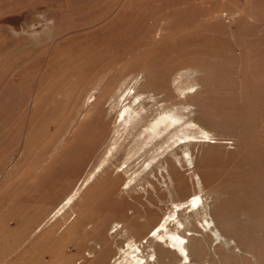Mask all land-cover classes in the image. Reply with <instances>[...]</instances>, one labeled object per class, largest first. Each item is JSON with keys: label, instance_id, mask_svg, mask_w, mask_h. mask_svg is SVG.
<instances>
[{"label": "rangeland", "instance_id": "1", "mask_svg": "<svg viewBox=\"0 0 264 264\" xmlns=\"http://www.w3.org/2000/svg\"><path fill=\"white\" fill-rule=\"evenodd\" d=\"M191 67L196 115L222 137L196 147L204 181H188L187 194L214 193L222 234L200 239L197 258L264 264V0H0V264H92L115 221L149 230L177 194L160 184L151 202L143 184L125 189L120 160L64 218L50 213L101 162L115 121L101 104L122 79ZM98 84L100 109L84 121Z\"/></svg>", "mask_w": 264, "mask_h": 264}, {"label": "bare ground", "instance_id": "2", "mask_svg": "<svg viewBox=\"0 0 264 264\" xmlns=\"http://www.w3.org/2000/svg\"><path fill=\"white\" fill-rule=\"evenodd\" d=\"M199 71L200 68L191 67L169 76L161 73L149 81L142 78L144 76H127L101 104L108 116L115 114L111 137L105 146L102 160L51 211L50 219L64 218L80 192L118 160L121 161L118 167L125 171L132 170L125 189L143 184L147 199L152 202L160 200L163 195L159 192L162 190L160 184H165L164 188L177 196L172 198L169 209L161 216L154 215L152 211L147 232L142 233L138 230L139 226L132 230L129 225L134 221L131 219L115 221L110 228L112 232L107 238L108 244L103 242L98 249L91 247L89 253H94L92 264H179L182 260L184 264H221L220 258L212 255L206 261L197 258L200 239H213V235L218 239L222 235L212 215L214 193L199 189L187 194L189 179L192 182L204 181L198 172L196 147L222 141L218 133L197 117L194 104L190 101L200 87L197 76ZM99 87L98 84L92 88L85 99L86 112L81 114L84 121L97 108L100 109ZM97 141L93 140V148ZM230 176L232 182L236 181L231 186L240 179L238 174ZM116 179L109 180L110 188H116ZM230 179L226 177L221 186H227ZM227 202L224 201L225 206ZM123 207L116 210L119 217ZM138 232L142 233V237ZM83 262L84 259L81 264Z\"/></svg>", "mask_w": 264, "mask_h": 264}]
</instances>
